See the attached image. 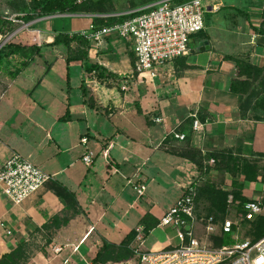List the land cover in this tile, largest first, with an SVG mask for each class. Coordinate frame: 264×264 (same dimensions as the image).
<instances>
[{
    "label": "crops",
    "instance_id": "0c3cea01",
    "mask_svg": "<svg viewBox=\"0 0 264 264\" xmlns=\"http://www.w3.org/2000/svg\"><path fill=\"white\" fill-rule=\"evenodd\" d=\"M203 2L204 29L191 37L190 53L156 68L155 78L135 73L132 47L116 35L106 36L94 59L67 65L65 46L53 45L55 37L87 30L99 15L41 18L32 29L38 41L12 42L34 44L39 52L31 58L19 52L1 66L0 168L19 155L51 180L18 205L0 188V259L22 244L25 264H92L104 243L119 245L146 221H159L195 183L227 192L241 186L244 198L262 204L264 109L243 111V96L227 86L233 55L250 54L251 64L264 69V0ZM192 115L203 125L199 132L192 130ZM87 151L89 166L82 160ZM247 163L256 181L240 172ZM53 184L74 194L79 213L66 211ZM135 185L146 186L142 196ZM200 201L201 210L208 201ZM54 217L67 224L52 236L43 228ZM226 218L239 225L233 236L241 239L243 216L234 208ZM155 229L144 236L143 251L177 244L170 227L161 229L165 239H149ZM137 245L135 238L131 249ZM58 246L62 251L54 254Z\"/></svg>",
    "mask_w": 264,
    "mask_h": 264
},
{
    "label": "built area",
    "instance_id": "2783aa9c",
    "mask_svg": "<svg viewBox=\"0 0 264 264\" xmlns=\"http://www.w3.org/2000/svg\"><path fill=\"white\" fill-rule=\"evenodd\" d=\"M207 7L203 0H188L177 3V0H158L125 13L99 15L100 18L128 17L121 23L110 27L95 29L93 24L87 30L76 33L91 42L97 48L102 39L108 35H116L127 41L135 56L134 70L138 76L155 78L156 68L170 63L190 53L191 37L204 29V15ZM15 22L14 18L2 17ZM0 35V39H1ZM3 47L0 45V48ZM121 89L127 90L123 84ZM192 130L199 132L203 125L192 115ZM156 122L162 119L156 118ZM176 140L183 141L186 136L173 133ZM86 144L87 139L81 140ZM108 150L104 152L107 156ZM89 166L92 154L86 152L82 158ZM210 164L214 160L209 161ZM51 180V176L41 171L32 162L19 155H13L0 168V188L4 196L13 205L39 191ZM197 184L191 185L174 205L161 217L156 228L170 227L174 229L176 245H168L159 250L143 251V229L137 228L136 240L139 246L133 248L139 256V264H264V237L255 243L249 240L236 242L233 246L211 247L207 243L209 237L222 234H233V226L239 227L228 218L216 221L214 217L197 215L195 198ZM138 196L146 190L145 185H135ZM232 203V196H229ZM246 219L264 215V206L257 201H248L244 205ZM202 229V238L197 237V228ZM54 254H59L62 247H53Z\"/></svg>",
    "mask_w": 264,
    "mask_h": 264
},
{
    "label": "trees",
    "instance_id": "16d2710c",
    "mask_svg": "<svg viewBox=\"0 0 264 264\" xmlns=\"http://www.w3.org/2000/svg\"><path fill=\"white\" fill-rule=\"evenodd\" d=\"M155 1L158 0H151L131 9H136ZM185 1L188 0H177V3H182ZM31 2V14L27 15V19H32V15L35 14L46 17L56 14L109 15L112 13V9L109 10L106 7L108 0H85L82 3H78V0H31ZM22 7H26V4L22 3ZM127 18L128 17H95L92 21V24L95 29H101L110 27L116 23H121ZM8 23L9 22H5L0 17V33L2 32V27H5ZM262 34L264 35V28L262 30ZM75 41L80 44L81 49L78 51L77 55H74V57L67 56V65H70L75 61H82L86 63L87 61L94 59L97 49L92 47L91 42L78 35H72L71 37L64 34L58 35L55 37V40L52 44L68 47L70 44H72V42ZM24 51H29L30 54L28 58L33 57V55L38 54L39 52L38 48L34 44L22 45L20 43L16 44L12 42L5 44V46L0 48V70L6 58ZM230 60L235 62V70L234 77L230 81L227 88L232 93L238 94L241 97L243 96L241 109L245 112L249 109H264V77L262 76L264 69L257 68L251 64L250 54L233 55L230 57ZM91 69L92 68L89 67L90 71ZM103 72L104 71L99 74L103 75ZM117 79H119V77ZM253 103L254 106L251 107V104ZM237 162L238 161H236L235 164H238ZM240 172L244 174L247 181H256L257 172L253 165H249L248 163L245 164ZM236 188L237 190L227 192L221 189H216L215 186L208 183L204 186H198L197 196L195 198L197 215H204L206 218L214 217L216 221H223L227 217V212L236 208L237 212L243 216L244 224L242 223V225L245 226V228L249 227L251 229V236L244 237L243 235L242 238L237 241L242 242L249 240L251 243H255L264 237V217H258L254 221H249L246 219L244 205L248 202V200L241 195L240 189L242 187L238 186ZM52 189L59 197L63 198L67 202V212L79 213V209H77L78 204L74 194L69 192L60 184H53ZM229 196H232V203L228 202ZM202 197H205V199L208 201V204L207 206L204 205L203 209L201 208L200 210V203H202L200 199ZM262 204H264V201ZM63 219L60 217L52 218L48 225L43 228V230L48 231L52 236L55 235L62 225L67 224V221ZM158 223L159 221L157 220L154 222L146 221L143 230L144 236H147L149 232L157 226ZM235 230L236 226H233V233ZM136 234L137 232L135 230L131 231L119 245L104 243L96 254V257L92 260V264H139V256L134 254L133 250L131 249V244L135 240ZM70 240L72 242H77L79 237ZM237 241L234 239L233 234L222 233L207 239V243L211 247L233 246ZM48 242H50V240H48ZM26 256L27 251L25 246L21 244L18 245V247L11 253L3 255L0 259V264H25Z\"/></svg>",
    "mask_w": 264,
    "mask_h": 264
},
{
    "label": "rangeland",
    "instance_id": "374dc122",
    "mask_svg": "<svg viewBox=\"0 0 264 264\" xmlns=\"http://www.w3.org/2000/svg\"><path fill=\"white\" fill-rule=\"evenodd\" d=\"M85 0H78V3H82ZM151 0H108L106 3V7L110 10L112 9L111 14H120L125 13L126 11H129L133 7H137L143 3H146ZM22 3L26 4V7H22ZM87 3V2H86ZM31 7L32 2L31 0H0V17H11L15 19V22L3 19L5 22H9L5 27H2V32L0 35L2 36L0 39V45H5L7 43H11L13 41L21 42L25 40L24 38H29L30 43H34V41H38L39 35L38 33L33 32L32 29H34V24L37 22V20H40L41 18H45L43 16L38 15H32V19H27V15L31 14ZM56 15H62V14H56ZM102 16V15H101ZM48 17V16H46ZM205 17V15H204ZM77 35V34H73ZM79 36V35H78ZM106 39L104 37L102 39V42ZM63 47H61L62 49ZM100 48H103V45L100 46ZM65 49L67 51V55L74 57V55H77V51L81 49L80 44L75 41L70 44V46L66 47ZM256 218L254 217L252 221H254ZM251 229L244 228V237L251 236ZM203 231L199 227L197 228V237L202 238ZM149 239L156 240H163L165 239V235L161 229H155L149 236ZM148 240V239H147ZM147 240L145 241L146 244H143V247H147ZM138 246V245H137ZM136 246V247H137Z\"/></svg>",
    "mask_w": 264,
    "mask_h": 264
}]
</instances>
